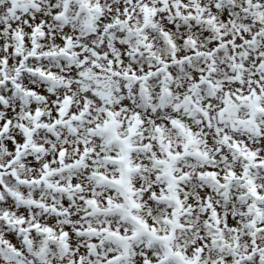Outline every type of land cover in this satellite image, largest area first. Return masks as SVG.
<instances>
[{
	"label": "snow or ice",
	"instance_id": "1",
	"mask_svg": "<svg viewBox=\"0 0 264 264\" xmlns=\"http://www.w3.org/2000/svg\"><path fill=\"white\" fill-rule=\"evenodd\" d=\"M0 264H264V0H0Z\"/></svg>",
	"mask_w": 264,
	"mask_h": 264
}]
</instances>
